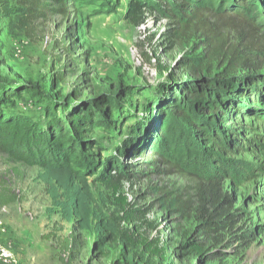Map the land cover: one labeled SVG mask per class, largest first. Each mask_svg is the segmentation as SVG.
I'll return each instance as SVG.
<instances>
[{"label":"rangeland","instance_id":"374dc122","mask_svg":"<svg viewBox=\"0 0 264 264\" xmlns=\"http://www.w3.org/2000/svg\"><path fill=\"white\" fill-rule=\"evenodd\" d=\"M130 1L67 0L68 12L62 13L58 0H46L45 15L34 18L23 16L16 0L0 3V76L21 92L11 99L15 107L7 111L43 124L45 109L53 103L61 106L56 114L64 119L68 110L109 95L113 103L101 105L110 116V127H87L85 137L91 141L87 153L100 162L116 157L124 166L131 165L123 168L128 175L119 192L94 181V176L87 177L91 207L107 226L102 231L94 225L81 230L48 211L51 200L37 166L13 162L0 153V195L17 197L0 205V241L12 244L21 264L160 261L147 251L149 247L170 256L173 264H264V61L260 67L222 75L225 63L209 64L199 38L170 45L166 34L172 24L160 9L162 2L144 0L150 7L144 23L135 26L126 16ZM175 3L168 0L169 8ZM249 3L253 10L242 32L264 38V0ZM231 39L238 41V33L233 31ZM65 46L76 48L72 57ZM183 61L195 64L192 72ZM60 68L63 79L56 85ZM192 86L211 94L214 89L221 91L224 117L197 110L195 100L189 111L195 125L175 113L155 112L154 104L171 100L172 95L183 104L191 102L184 91ZM248 89L256 96L249 95ZM67 101L71 108L65 110L62 105ZM142 122L151 131L148 141L154 143V156L137 154L134 146L117 156V149L132 137V128ZM213 132L221 143L209 136ZM160 156L175 158L202 179L217 178L213 198L205 183L195 192L186 176L170 171L164 163H153ZM164 191L180 198L192 194L189 215H182ZM217 197L234 220L207 240L198 232L195 210L205 200V208L211 211L210 202ZM185 239L207 243L206 252L188 254L180 247Z\"/></svg>","mask_w":264,"mask_h":264},{"label":"trees","instance_id":"16d2710c","mask_svg":"<svg viewBox=\"0 0 264 264\" xmlns=\"http://www.w3.org/2000/svg\"><path fill=\"white\" fill-rule=\"evenodd\" d=\"M2 1L0 0V3ZM16 1L23 16L28 18L43 16L48 9L46 0ZM159 1L163 3L160 9H163L165 16L171 19L172 26L166 34L170 45L178 44L181 39L199 38L204 46V59L209 64L214 61L215 65L225 63L222 75L234 73L239 69L261 66L264 61V38L251 32L245 35L241 29L248 22V12L253 10L249 0H176L177 3L171 8L168 6V0ZM58 2L59 10L62 13H67V0H58ZM149 7L150 4L144 0H131L126 16L135 26H139L144 23L146 8ZM4 9L7 11V8ZM233 31L238 33V41L232 42L231 33ZM65 49L67 54L72 57L71 52L76 48L65 46ZM186 62L183 61L186 68L192 72L195 64ZM62 79L63 74L60 68L57 72L56 85ZM248 81L257 85L254 79ZM9 84L0 76V153L5 154L13 162L26 166H37L40 169L38 177L44 184L45 192L51 200L49 212L59 213L63 220L72 222L78 229L88 230L92 229L94 225L97 231H102L107 223L103 218L94 214L91 207L93 196L87 177L94 176V181H100L107 187L113 188L115 192H119L121 181L124 176L128 175L123 168H130L131 165L124 166L116 157L108 158L104 162L97 161L92 152L87 153L91 141L85 137V133L88 131L87 127L96 125L110 127L108 125L110 116L101 103L109 106L113 103V98L109 95L94 98L89 100L84 108L73 111L68 110L71 108V102L67 101L66 105H62L63 109L69 111L64 119L56 114L57 109L61 106L53 103L46 107L45 117L47 120L42 124L41 121L31 117L7 111L15 107V102L11 99L18 97L21 93L19 89H11ZM215 88L221 90L223 87L215 86ZM246 91L249 95L256 96V93L251 89ZM184 93L188 95V100L191 102L183 104L176 95H172L171 100H164L160 105L155 103V112L158 114H164L166 111L175 113L183 121L195 125L197 122L192 119V115L189 113L193 106L192 102L195 100L197 110L203 109L219 117H224L225 99L221 95V91L219 93L214 89V94H211L204 92L202 88L192 86L187 87ZM199 105L201 106L199 107ZM148 109L151 112V108ZM137 125L132 128V137L125 142L123 147L117 149V156H124L125 150L130 146H134L137 154L147 158L154 156V143L148 141L151 131L143 122ZM204 128L197 131L202 132ZM209 136H213L218 143H221L217 133L213 132V135ZM156 162L164 163L170 171L186 176L193 184L191 187L195 192L204 183L209 187L211 197L218 190L217 178L211 176L209 179H202L197 173L188 171L175 158L160 156L153 161V163ZM100 168L102 171L98 175ZM113 171L115 174H111ZM171 193L163 192L166 195ZM117 199H121V196H118ZM169 199L173 201L174 206L182 215H189V211L192 209V194L180 198V194L175 193L171 194ZM16 200V196L0 195V205H6ZM224 201H227L228 206L230 205L227 193L224 195ZM204 203L205 200H201L195 214L199 222L198 232L209 240L214 238L213 233L225 228L226 224L232 223L234 219L226 208L221 207L218 197L211 200V211L205 208ZM93 219H97L96 224H93ZM101 240H104L103 236ZM146 243L145 241L144 244L147 245ZM206 244L189 239L180 241V247L183 250L196 256L206 252ZM98 246L100 247V244ZM68 250L72 249L68 248ZM147 251L152 256H159L161 259L151 264H173L170 256L163 255L159 250L149 247Z\"/></svg>","mask_w":264,"mask_h":264},{"label":"built area","instance_id":"2783aa9c","mask_svg":"<svg viewBox=\"0 0 264 264\" xmlns=\"http://www.w3.org/2000/svg\"><path fill=\"white\" fill-rule=\"evenodd\" d=\"M0 264H21L10 242L0 241Z\"/></svg>","mask_w":264,"mask_h":264}]
</instances>
